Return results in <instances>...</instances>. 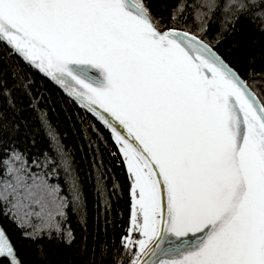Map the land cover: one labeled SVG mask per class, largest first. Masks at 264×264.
<instances>
[{
	"label": "snow or ice",
	"instance_id": "snow-or-ice-1",
	"mask_svg": "<svg viewBox=\"0 0 264 264\" xmlns=\"http://www.w3.org/2000/svg\"><path fill=\"white\" fill-rule=\"evenodd\" d=\"M214 11L264 26V0H176L167 21L150 0H0L13 65L0 95L26 102L50 143L21 149L0 124V212L27 239L71 247L94 180L106 220L114 202L126 209L118 237L85 236L87 264H264V68L241 74L215 50ZM36 76L86 113L85 168L53 130ZM0 259L23 264L10 242Z\"/></svg>",
	"mask_w": 264,
	"mask_h": 264
},
{
	"label": "trees",
	"instance_id": "trees-1",
	"mask_svg": "<svg viewBox=\"0 0 264 264\" xmlns=\"http://www.w3.org/2000/svg\"><path fill=\"white\" fill-rule=\"evenodd\" d=\"M175 4L176 0H150L153 13L166 21ZM188 11L191 13L192 9L189 8ZM205 22L208 38L218 40L215 50L232 67L241 74H247L252 68H255L258 74L260 73V70L264 68V26L244 17L236 20L234 24H226L224 15L215 11L205 17ZM12 66L5 52L0 51V82L10 80ZM33 88L38 93H43L42 107L47 109L50 124L60 142L73 150L78 167L85 168L86 165L82 160L87 150V141L84 139L85 130L80 118L85 117L86 113L77 104L70 102L67 95L54 82L36 76ZM88 119L92 120L90 115ZM92 122L95 123L94 120ZM3 123L8 125L5 133L6 143L14 142L21 149L29 152L50 147L47 130L41 128L26 102L18 99L13 109L8 106L7 98L0 95V124ZM82 146L84 151H81ZM116 172L122 174V169H117ZM93 184L94 180L86 183L84 187L87 211L86 231L76 223L75 216L70 218L69 222L76 235V242L71 247L55 237L27 239L18 227V221L0 212V226L20 259L23 260V264H87L86 260L77 255V250L84 245L85 236L87 244L91 246L94 238H98L96 242L99 243L105 235L109 240L114 234L116 237L120 235L122 214L126 209L124 201L112 204L113 210L106 220L102 207L98 212ZM124 226H127L126 223ZM0 264H8V261L0 259Z\"/></svg>",
	"mask_w": 264,
	"mask_h": 264
},
{
	"label": "rangeland",
	"instance_id": "rangeland-1",
	"mask_svg": "<svg viewBox=\"0 0 264 264\" xmlns=\"http://www.w3.org/2000/svg\"><path fill=\"white\" fill-rule=\"evenodd\" d=\"M9 243V240L7 239L3 229L0 226V244H7Z\"/></svg>",
	"mask_w": 264,
	"mask_h": 264
}]
</instances>
